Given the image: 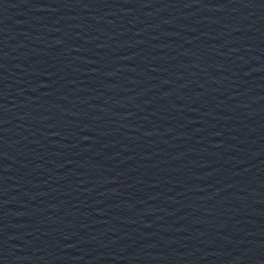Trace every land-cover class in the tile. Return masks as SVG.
<instances>
[{"label":"water","instance_id":"water-1","mask_svg":"<svg viewBox=\"0 0 264 264\" xmlns=\"http://www.w3.org/2000/svg\"><path fill=\"white\" fill-rule=\"evenodd\" d=\"M0 264H264V0H0Z\"/></svg>","mask_w":264,"mask_h":264}]
</instances>
